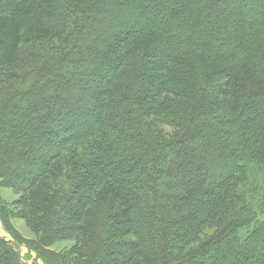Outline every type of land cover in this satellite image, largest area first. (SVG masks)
Masks as SVG:
<instances>
[{"label": "trees", "instance_id": "1", "mask_svg": "<svg viewBox=\"0 0 264 264\" xmlns=\"http://www.w3.org/2000/svg\"><path fill=\"white\" fill-rule=\"evenodd\" d=\"M257 169L264 0H0V186L17 195L0 220L39 239L18 247L264 264V199L239 190ZM0 264H23L2 238Z\"/></svg>", "mask_w": 264, "mask_h": 264}, {"label": "rangeland", "instance_id": "2", "mask_svg": "<svg viewBox=\"0 0 264 264\" xmlns=\"http://www.w3.org/2000/svg\"><path fill=\"white\" fill-rule=\"evenodd\" d=\"M239 190L244 191L248 195H251L254 198V200L251 201L252 206L259 209V205L264 199V172L259 169L254 170L250 174L249 181L241 185L239 187ZM16 197L17 195L14 194L10 189L3 188L0 186L1 204L8 205L11 201L16 199ZM259 218L260 220H263L264 214L260 215ZM8 223L9 224L5 226L0 220V238L9 241L12 246L16 248V250H18L23 264H45L43 260L38 257L34 251L29 250L23 244H19V247L17 246V239L13 237V235L17 236L23 241L25 240L30 242L33 247L37 246L36 244H38L39 242L38 237H36L30 231V229L25 225L23 220L19 218H9ZM7 228H9L10 231H8ZM71 245V242H58L52 246L42 248V252L49 263L54 257L61 259V257H63L65 253L70 250Z\"/></svg>", "mask_w": 264, "mask_h": 264}]
</instances>
